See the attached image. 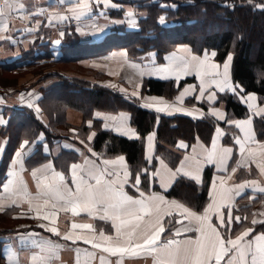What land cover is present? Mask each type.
I'll list each match as a JSON object with an SVG mask.
<instances>
[{"label": "crops", "instance_id": "1", "mask_svg": "<svg viewBox=\"0 0 264 264\" xmlns=\"http://www.w3.org/2000/svg\"><path fill=\"white\" fill-rule=\"evenodd\" d=\"M151 2H158L159 7L164 11L160 16L166 18L168 10H175L179 4H185L189 0H149ZM25 5V9L18 13H13L5 17L9 24V31L0 32V36L10 37V39H0V163L6 160L5 169L0 173V206L4 207V211H0V215L4 216V219H0V264H32V256H50L52 259L49 264H76L77 252L76 249H81L79 253L80 264H87V257L85 250L88 252L95 251L97 258L91 261V264H100L99 255L102 253L100 250L93 249L91 245L86 244L83 240L76 241L73 244L70 241L63 239V233L70 229L71 223H92L95 232L88 230H76L82 235L91 236L93 234L99 235L102 229L105 234L114 235L115 230L111 226V222L100 221L98 219V213H94L93 216H89L87 213L81 212L78 216H73L70 211H63L62 205H58L57 217L55 226L61 232V236H57L47 230V228H41L40 224L46 226H52L50 221L43 220L42 218H36L37 212L33 207L29 210L28 198H23L18 195H14L17 191V187L22 180L26 185L27 191L32 197H36L37 194L43 191V188L37 187V179L33 178L32 171L38 170L37 176H51L52 169H45L43 166L51 163L53 169L56 172H61L65 175L69 182V186L73 187L70 183L71 169L70 166L73 163L83 165L85 159L95 161L98 165L103 167V160H114L115 157H97L92 156L87 151L89 148L86 144H81L73 139V136L79 133L78 125L84 120L83 115L79 111L70 107L66 110L65 121L61 122V116L56 111L46 110L47 106L52 101L58 99L67 91L78 92L84 94V91L92 90H107L114 93H118L129 100H136L141 105L145 102L146 98H158L163 99L168 104L175 105V107L169 109L173 114H185L191 112L189 115L194 118L210 117L216 122L220 121L218 117L212 116L210 112L212 110H219L225 117L224 105L217 102L218 95L221 93L233 94L231 91L219 92L215 85L211 86V89H205V96L201 99L199 97V79L195 76V73L191 75H181L179 81L174 76H169L168 79H163L165 73L154 72L153 69L171 63L170 60L165 59L172 53H176L177 56H187L188 53L182 51V49H190L192 55L203 58L205 51L209 53V62L220 65V71L223 70V63L217 61L215 56H211L213 49H204L197 52L196 49H192L189 45L178 44L173 49H168L159 54L156 50L147 51L136 57L131 56L126 49L114 48L107 51H101L99 43L110 32L117 31L122 33L126 30H138L145 18V11L139 8L138 3H131L130 0H64L60 3L59 0H21ZM87 2L89 5L88 10H84V14L77 19L71 9L75 8L77 4ZM150 2V3H151ZM180 2V3H179ZM163 5H171V7H162ZM39 12V15H33V13ZM134 13L129 16L128 13ZM67 16V19H52L49 20V16ZM159 16V17H160ZM158 17V18H159ZM132 21V23H130ZM158 22V19H157ZM175 21L167 20L165 24L174 25ZM160 24V23H159ZM77 29H80L78 31ZM63 33V36H61ZM57 40L62 44V55L59 45L55 43ZM80 41H88L84 44ZM59 43V44H60ZM154 54V55H153ZM232 63V61H231ZM136 65V67H133ZM230 78H231V65H230ZM146 77H153L158 80L173 81L175 86L181 80L186 78H193L185 82L178 87L177 94L174 98H166L158 94L140 93L137 85H141L142 81ZM233 84L234 82L231 78ZM114 85L115 87H112ZM243 90L242 86L238 84ZM193 88L195 89L193 91ZM124 89L125 91H121ZM185 89H188V94L183 98V101L176 100V97L180 95ZM134 91H139L140 98L131 97L130 94ZM215 93V99L209 100L210 93ZM29 93L32 95L30 96ZM255 94L256 100L252 102L254 108L250 110L248 105L244 103L238 96L233 94L237 99L244 104L248 109V116L242 118H235L231 121L244 120L248 118L253 111L264 108V105L259 103V97L255 92H244L243 94ZM23 95V100H21ZM29 103L33 106L29 107ZM40 111L37 112L36 108ZM19 108L24 110H30L36 119V128L34 131L28 127H23L26 132H33L32 136H36L32 143H29L22 150L26 153L24 156L23 169L19 164L13 167L12 161L15 159V153L20 149V145L23 141L28 140L29 137L25 136L19 145L13 150H7L9 145V135L6 131L7 125L18 121L19 113L15 114V111ZM176 109H181L177 111ZM154 110V109H153ZM96 113H100L101 116L97 117ZM126 114V119L123 124L126 127L135 131L137 136V130L130 122V115L127 111H105L95 110L92 116L96 119V124L102 128L110 129L114 133L130 138L131 134L124 135L122 132H118L115 129L121 126L120 114ZM203 113V115H201ZM164 114L169 115L167 112ZM117 117V120H112L111 117ZM252 117V129L255 133ZM67 122L70 123L67 126ZM108 127H105V125ZM219 127L224 135L217 138L218 148H233L231 157L228 158V169L226 171H218L215 163H204L202 171L199 173L202 179V174L205 167L213 168V175L211 179L210 191H212V182L217 180L218 177H223L225 187H234L236 184L243 183L244 181L256 180L259 187H264V175L259 173L255 163H248L247 167H241L237 169L236 173L231 172V168L236 166V162L241 159L239 153V147L234 144L233 137L235 135H241L239 129L235 128L234 124H220L217 123L215 129ZM215 129L211 135L209 142H203L201 139H197L191 144H188L184 140L177 142V147L182 150L181 158L179 159L175 168L170 167L165 161L168 169L175 171L181 165V161L185 156H193L192 148L196 146L197 159H202L198 154L201 152L199 147L201 144L204 148L211 149V141L215 136ZM75 130V131H73ZM59 132L63 135V138L50 141L47 138L50 133ZM43 133V136L40 134ZM152 141V149L149 151L151 155L153 153L155 145V132ZM255 138L258 143L264 142L259 140L255 133ZM180 141L188 145L187 148H180ZM48 146V151L44 150V145ZM35 145L37 149L35 150ZM255 148V145H253ZM18 148V149H17ZM80 149V152L74 149ZM149 150V148H148ZM35 154V157H42L43 159L34 161V164L29 162L28 158ZM83 153V154H81ZM235 154V155H234ZM61 157L74 159L69 163L66 171H64L58 165V159ZM124 166L127 168L126 160ZM110 170L118 171L122 176V168L119 165L107 166ZM157 169L161 171V176L164 177L165 185L162 187L160 177H153L151 175L150 186L147 190H140L145 193L146 196L156 194L163 196L166 201H175L187 207L190 211L195 212L197 215H202L204 209L209 203L212 202L211 197L207 201V204L201 211H196L187 206L180 200L168 197L165 192L169 190L171 185L176 180H172L165 169L162 168L159 161L155 166L154 173ZM15 170L17 177H12L10 173ZM128 170V168H127ZM185 171H191L188 167V162L185 163ZM129 172V171H128ZM180 176H184L180 174ZM179 177V176H178ZM186 177V176H184ZM189 178V177H187ZM15 179L16 184L12 185V192L5 193L3 190V184L8 180ZM191 179V178H189ZM193 180V179H191ZM135 181V179H134ZM195 181V180H193ZM153 182L157 187L153 188ZM196 183H200L195 181ZM134 183V182H133ZM130 177L128 178V184L125 185V191L134 198L138 197V193H133L129 190ZM219 187V184H217ZM232 201V214L233 216H240L238 211L245 207L252 205L251 207V220H264V193L253 191L251 188H246L239 196L235 193ZM255 197V198H254ZM15 200L16 203L12 204ZM42 203V200L39 201ZM33 205L37 201H32ZM52 211L50 207L41 209V217L45 212ZM171 211L176 220H184V224L188 221L179 215V210L172 208ZM222 211L227 214L226 209ZM256 214V215H254ZM242 215V219H243ZM166 218V217H165ZM6 219V221H5ZM213 223L218 221L213 217ZM235 223V221H233ZM176 227H182L177 224ZM175 228L173 229V231ZM222 233L225 231L221 230ZM262 231L255 232L256 234ZM35 233V235H29ZM187 235L195 238V233H188ZM24 237V242L21 243L20 237ZM172 238V237H170ZM180 238H183L181 236ZM51 241V244H46L45 248L41 250L35 247L33 241ZM162 240V239H161ZM12 255V260L9 261V255ZM110 262V264H116L118 257L111 256L108 253H103ZM36 264H40L39 261ZM122 264H153V258L151 256H139L130 257L125 256Z\"/></svg>", "mask_w": 264, "mask_h": 264}, {"label": "snow or ice", "instance_id": "2", "mask_svg": "<svg viewBox=\"0 0 264 264\" xmlns=\"http://www.w3.org/2000/svg\"><path fill=\"white\" fill-rule=\"evenodd\" d=\"M63 3L64 0H59ZM99 2V0H98ZM252 0H249L251 3ZM225 7H233V5L225 4ZM162 7H171V5H163ZM256 7L264 8V4L256 5ZM25 9V5L21 0H0V32L9 31V24L5 17L13 13L21 12ZM89 5L87 2L77 4V6L70 11L79 19L84 14V10H88ZM40 13H33V15H39ZM129 16L134 13H128ZM67 16H49V20L52 19H67ZM132 23V21H130ZM158 23L165 24L166 18L160 16ZM80 31V29H77ZM63 36V33H61ZM0 39H10V37L0 36ZM55 43L59 44L57 40ZM187 52V56H177L176 53H172L169 57H165L171 61L168 65L154 68L153 71L157 73H165L163 79H168L169 76H174L177 81L180 80L181 75H191L195 73V76L199 79V97L201 99L205 96V89H211L212 85H215L219 92L231 91L233 94H238L239 98L248 105V108L252 110L254 108V102L256 100L255 94H243V90L238 84H233L230 78V65L233 59L231 53L227 56L223 63V70L220 71V65L209 62V53L205 51L203 58L196 55H192L190 49H182ZM154 55V54H153ZM216 53L212 52L211 56H215ZM136 67V65H133ZM112 87H115L112 85ZM140 86L137 85V88ZM195 89L193 88V91ZM121 91H125L121 89ZM188 89H185L180 93L176 100L183 101V98L188 94ZM31 96L32 94L29 93ZM215 93H210L209 100L215 99ZM131 97L140 98L139 91H134L130 94ZM23 100V95H21ZM33 105L29 103V107ZM141 107L146 109H154L158 113L167 112L169 115L172 113L169 109L175 107V105L168 104L163 99L155 97L146 98ZM180 111L181 109H176ZM36 111L40 109L37 107ZM192 115L191 112L187 113ZM212 116L218 117L219 120L225 121L226 124H234L235 128L239 129L241 135H235L233 137L234 144L239 147V153L241 159L236 162V166L231 168L232 173H236L238 168L247 167L248 163H255L256 168L261 175H264V142L258 143L255 138V133L252 129V117L264 116V108L253 111L251 115L244 120H225L223 114L219 110H212L210 112ZM203 115V113H201ZM97 117H100V113H96ZM112 120L118 118L113 116ZM119 119L121 120V126L115 130L122 132L124 135L131 134L130 138H138L134 130L126 127L123 121L126 119V114L121 113ZM0 123H3L0 120ZM105 127H108L106 124ZM75 131V130H73ZM95 134L89 135L87 139L91 141ZM224 135L222 130L217 127L215 129V136L211 141V149L204 148L201 144V152L198 154L202 159H197L196 146H193V156H185L181 161L180 167L175 171L168 169L163 159L156 157L163 169L167 171L168 176L175 180L180 174L189 177L197 182L201 180L200 172L204 163H215L218 171H226L228 169V158L233 153V148H218L217 138ZM43 136V133L40 134ZM154 134H150L147 137L148 148L151 151L153 145L152 141ZM81 144L84 142L81 141ZM29 144L28 140L21 143L20 149L15 153V159L12 161L13 167L19 164L21 170L23 169L25 152L22 150ZM255 145V148L253 147ZM180 148H187L188 145L181 142ZM44 150L48 151V146L44 145ZM80 152V149H74ZM87 151L92 156H96L92 148H88ZM83 154V153H81ZM153 157L148 156V162H151ZM125 157L119 156L114 160H103V167L98 165L95 161L85 159L84 164L73 163L70 166L71 177L70 183L74 185L69 186V182L65 175L61 172H56L53 169L51 163L44 165L45 169H52L51 176L38 177V170L32 171L33 178L37 179V187L43 188V191L39 192L36 197H32L27 191L26 185L20 181L17 191L14 195L28 198L29 210L33 207L37 212L36 218H42L43 220L50 221L52 226H46L40 224L41 228H47V230L57 236H61V232L56 224L57 208L58 205H62V210L70 211L73 216H78L81 212L87 213L89 216H93L94 213H98V219L100 221L111 222L112 228L115 230L114 235L105 234L101 229L99 235L86 236L82 235L76 230H88L95 232L92 223H71L70 229L63 233V239L72 242L83 240L86 244L92 246L93 249L100 250L102 253L99 255L100 264H110L107 257L103 253H108L111 256H116V264H122L123 258L127 255L130 257L139 256H151L153 258V264H264V232L259 234L255 233L253 227H247L240 231L238 234L232 235L233 221L237 224L241 222V216H233L232 214V201L234 199V193L239 196L246 188H251L253 191L264 193V187H259L256 180L244 181L243 183L236 184L234 187H225L223 177H218L217 180L212 182V191L209 196L212 202L207 205L202 215H197L195 212L190 211L187 207L179 204L175 201H166L163 196L151 194L146 196L143 191H140V176L148 175L147 169L141 170L135 176V181L130 185L139 194L137 198L129 195L125 191V185L128 184V178L130 173L124 166ZM188 162V167L191 171H185V163ZM119 165L122 168V176L118 171L110 170L107 166ZM10 175L17 177V172L13 170ZM153 177H160L161 186L165 185L164 177L161 176V171L157 169L151 174ZM15 179L8 180L3 184V190L5 193L12 192V185L16 184ZM219 184V187L217 186ZM255 198V197H254ZM42 200V203L39 201ZM32 201H37L33 205ZM16 201L13 200L12 204ZM50 207L52 211L45 212L41 217V209ZM172 208L179 210V215L188 221L184 224V220H176L173 218ZM222 209L227 210L225 214ZM4 207L0 206V211H4ZM256 215V214H254ZM264 215V213H259ZM218 223H213V217ZM165 217H168L165 220ZM244 219H247L245 217ZM264 224V220L252 219L251 224ZM165 224L168 225L167 231L172 233V238L161 240L162 234L166 233ZM181 225L182 227H175V225ZM222 229L225 231L222 233ZM188 233H195V238L187 235ZM29 235H35L31 233ZM183 236V238H180ZM21 243L24 242V237H20ZM35 247L43 250L46 244H51V241H33ZM81 249H76L77 259L76 264H80L79 253ZM87 257V264H91L92 260L97 258L95 251L88 252L85 250ZM9 261L12 260V255H9ZM52 259L50 256H32V264H36L37 261L40 264H49Z\"/></svg>", "mask_w": 264, "mask_h": 264}, {"label": "trees", "instance_id": "3", "mask_svg": "<svg viewBox=\"0 0 264 264\" xmlns=\"http://www.w3.org/2000/svg\"><path fill=\"white\" fill-rule=\"evenodd\" d=\"M130 2H137V6L145 11V18L140 28L126 30L122 33L110 32L99 43L101 51L122 48L126 49L131 56L136 57L150 50L163 54L180 43L189 45L197 52L213 49L216 53L215 58L220 63L231 53L233 56L232 80L240 84L244 92H255L259 97V103L264 105V32L262 31L264 8L256 7V5L264 4L263 0H252L251 3L249 0H189L185 4H179L175 10L167 11L166 9V18L175 21L174 25L157 22L158 17L164 11L159 7L158 2L149 0H130ZM225 4L233 5V7H225ZM255 20L257 22H254ZM80 42L88 43V41ZM58 45L60 47L58 51H61L62 55V44ZM190 79L193 78L181 80L175 86V83L170 80L146 77L139 91L174 98L178 87ZM217 102L224 105L225 120L248 116L247 107L233 94L221 93L218 95ZM70 107L79 111L84 117L78 125L79 133L73 136L76 142L83 141V144L92 148L97 157L123 155L130 173L131 184L138 172L147 169L148 175L140 176V190L149 189L151 174L158 163L156 157L175 168L182 154V150L177 147L179 140H184L188 144L197 139L209 142L217 123L225 124V121L216 122L210 117L194 118L179 113L173 115L158 113L153 109L141 107L136 100H129L118 93L101 89L84 91V94L67 91L52 101L46 110L56 111L61 116V122H64L66 110ZM95 110L127 111L131 124L136 127L138 138H128L98 126L96 119L92 116ZM17 113H19L18 121L15 124H8L6 129L9 135L7 147L9 152L13 151L25 136L29 137V143L35 142L36 136H32L33 132L23 130V127H28L34 131L36 128L34 115L30 110L22 108L17 109L13 116ZM69 124L67 122V126ZM253 126L257 138L264 140V116H254ZM152 132H155V145L151 154L153 159L148 162L147 158L150 154L147 137ZM93 133L95 135L89 141L87 137ZM47 138L53 141L63 138V135L59 132H51ZM35 154L28 158L32 164L36 160L43 159L35 157ZM73 159L74 157H61L60 160L58 159V165L66 171ZM5 164L6 160L0 163V173L4 171ZM212 175L213 168L205 167L200 183L179 176L165 194L180 200L196 211H201L209 199ZM152 187H157L155 182ZM129 190L137 193L130 186ZM251 207L252 205L238 211L241 218L242 215L244 217L239 224L233 223V236L247 227H253L255 232H264V224H251ZM245 217L247 219H244ZM173 218L175 219L174 215ZM0 219L3 220L4 216L0 215ZM167 219L168 217L165 218ZM165 227L166 233L162 234V240L172 237V233L167 231V224Z\"/></svg>", "mask_w": 264, "mask_h": 264}, {"label": "rangeland", "instance_id": "4", "mask_svg": "<svg viewBox=\"0 0 264 264\" xmlns=\"http://www.w3.org/2000/svg\"><path fill=\"white\" fill-rule=\"evenodd\" d=\"M264 1V0H263ZM259 5H261V4H259ZM254 22H257V20H255ZM237 23V22H236ZM239 23V22H238ZM236 27V26H235ZM262 31L264 32V25H263V27H262ZM264 34V33H263ZM180 142H183V141H180ZM185 142V141H184ZM183 142V143H184ZM5 221H6V219H5Z\"/></svg>", "mask_w": 264, "mask_h": 264}]
</instances>
